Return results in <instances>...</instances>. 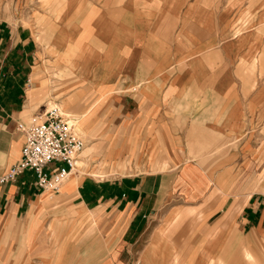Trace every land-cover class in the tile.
<instances>
[{
    "label": "crops",
    "instance_id": "1",
    "mask_svg": "<svg viewBox=\"0 0 264 264\" xmlns=\"http://www.w3.org/2000/svg\"><path fill=\"white\" fill-rule=\"evenodd\" d=\"M5 2L0 176L53 106L93 143L0 187V264H264V0Z\"/></svg>",
    "mask_w": 264,
    "mask_h": 264
},
{
    "label": "built area",
    "instance_id": "2",
    "mask_svg": "<svg viewBox=\"0 0 264 264\" xmlns=\"http://www.w3.org/2000/svg\"><path fill=\"white\" fill-rule=\"evenodd\" d=\"M18 129L26 136L22 156L0 176V187L31 170L39 189L58 193L77 171V162L87 146L85 136L58 106L34 117L31 123H18Z\"/></svg>",
    "mask_w": 264,
    "mask_h": 264
},
{
    "label": "rangeland",
    "instance_id": "3",
    "mask_svg": "<svg viewBox=\"0 0 264 264\" xmlns=\"http://www.w3.org/2000/svg\"><path fill=\"white\" fill-rule=\"evenodd\" d=\"M19 1V2H18ZM6 13H7V15H10V14H14L15 12H18V13H20V11H21V9H20V7H21V3H20V0H6ZM53 107H55V106H53ZM53 107H51V108H53ZM59 107V106H58ZM51 108H49V109H51ZM60 108V107H59ZM48 109V110H49ZM61 109V108H60ZM63 110V111H62ZM61 111H62V113L64 114V116H66L69 120H71L72 122H73V124H75V126H76V129L78 130V132L80 133V134H82V135H84L85 136V138H86V140H87V146L86 147H89V146H91V145H89V140L91 141V143H93V136H90V133H87L88 131H87V129L85 128V124H84V122L85 121H79V119H78V116H74V117H71V115H69V114H67V113H65L66 112V110H64V109H61ZM87 113H88V111L87 112H85V114L87 115ZM85 114H84V116H85ZM39 116V115H38ZM41 116V115H40ZM34 117H36V116H34ZM33 117V118H34ZM33 118H31L30 119V121H29V123H31L32 122V119ZM91 138V139H90ZM89 148H87L86 149V152H87V150H88ZM85 152V153H86ZM85 153H83V154H85ZM98 156L100 155V154H97ZM82 157V156H81ZM83 157H84V155H83ZM97 158V157H96ZM80 160H81V158H80ZM94 162H95V156L94 155H91L90 157H89V166H88V169L89 170H94V167H95V165H94ZM86 165V164H85ZM85 165H83L82 163H81V161H80V163H79V167H78V169L77 170H81V168L82 167H84L85 168ZM103 167V166H102ZM83 170V169H82ZM107 172V171H106ZM8 184V183H7Z\"/></svg>",
    "mask_w": 264,
    "mask_h": 264
},
{
    "label": "bare ground",
    "instance_id": "4",
    "mask_svg": "<svg viewBox=\"0 0 264 264\" xmlns=\"http://www.w3.org/2000/svg\"><path fill=\"white\" fill-rule=\"evenodd\" d=\"M77 130V129H76ZM78 131V130H77ZM79 163H80V161L78 160V162H77V169H78V167H79ZM83 165H85V163L84 162H81ZM248 255H250L249 253H248Z\"/></svg>",
    "mask_w": 264,
    "mask_h": 264
}]
</instances>
